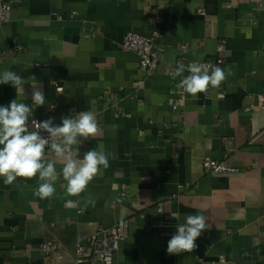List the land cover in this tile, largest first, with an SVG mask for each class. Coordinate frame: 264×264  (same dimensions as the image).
I'll return each instance as SVG.
<instances>
[{
  "label": "crops",
  "instance_id": "obj_1",
  "mask_svg": "<svg viewBox=\"0 0 264 264\" xmlns=\"http://www.w3.org/2000/svg\"><path fill=\"white\" fill-rule=\"evenodd\" d=\"M0 1L11 6L0 25V72L25 80L18 94L0 84V106L17 99L33 109L29 118L57 125L90 110L99 133L80 138L78 158L99 146L111 154L79 197L65 195L62 176L44 200L33 195L38 176L11 185L0 178V264H75L78 242L124 220L127 238L114 264H264V110H250L264 97V0ZM157 25L159 66L146 74L119 45ZM218 58L230 73L221 85L173 109L175 63ZM35 86L43 106L32 104ZM204 158L239 173L206 172ZM89 197L95 205L81 211ZM67 199L80 204L68 208ZM159 204L176 226L185 214L206 216L209 228L193 252L167 253L169 239L147 220ZM47 243L59 246L53 256L39 252Z\"/></svg>",
  "mask_w": 264,
  "mask_h": 264
},
{
  "label": "clouds",
  "instance_id": "obj_2",
  "mask_svg": "<svg viewBox=\"0 0 264 264\" xmlns=\"http://www.w3.org/2000/svg\"><path fill=\"white\" fill-rule=\"evenodd\" d=\"M187 72V75L185 73ZM225 72L220 66L193 62L185 66L178 64L168 75L176 80L179 78L177 88L181 95L189 94L196 97L199 93H206L209 87L218 88L226 79ZM25 80L14 71L0 72V84L15 87L17 94L24 92ZM32 104L43 106L46 103L44 92L37 86L33 87L31 94ZM33 109L25 103H18L13 99L10 104L0 106V178L5 185H11L17 178L32 179L38 176L39 186L33 195L41 200L54 196V187L58 176H62L65 184V195L79 197L84 193L90 182L94 180L102 169L109 167L110 153L103 146L91 149L79 157L78 146L80 138L87 140L99 133L96 115L92 111H80L61 117L60 124H54V118L37 122L34 120V129L30 131L28 122ZM41 132L48 135L42 136ZM62 165L57 171L56 164ZM79 200L67 199L65 206L77 207ZM95 205L91 197L84 204ZM172 217L179 219V214ZM209 228L207 218L203 214H185L184 222L176 227L175 234L167 244V253L178 255L191 253L196 249V240L202 231Z\"/></svg>",
  "mask_w": 264,
  "mask_h": 264
},
{
  "label": "built area",
  "instance_id": "obj_3",
  "mask_svg": "<svg viewBox=\"0 0 264 264\" xmlns=\"http://www.w3.org/2000/svg\"><path fill=\"white\" fill-rule=\"evenodd\" d=\"M11 6L9 3L0 1V25L7 24L10 21ZM203 14V12H199ZM161 28L157 25L149 37H143L134 33H127L119 47L123 51L134 53L138 57V66L141 71L146 74H151L159 66L157 55L156 42L160 36ZM225 42H222L218 47V52H222ZM193 62L177 61L178 64H188ZM199 63L210 64L213 66H223V59L218 58L214 62L200 61ZM187 75V72H186ZM212 88V87H209ZM57 92H61V87H56ZM182 90L177 89L175 92V102L173 109H181L185 105V100L188 94L181 95ZM251 111L264 110V97H257L254 103L250 106ZM34 120L37 122L44 121L36 117L29 118L30 131L34 129ZM42 136H47L46 132H41ZM202 167L206 172L215 175H236L239 170L219 164L209 158H204ZM147 220L151 227L156 230L161 238L171 239L175 234L176 225L166 216L163 206L156 205L149 212ZM128 222L121 221L115 223L107 229H102L84 241L78 242L74 247L75 264H82L88 261V264H114V254L118 251L120 244L127 238ZM59 250L57 243L42 244L39 247V252L45 256H53ZM179 255V254H178ZM175 255V256H178Z\"/></svg>",
  "mask_w": 264,
  "mask_h": 264
}]
</instances>
